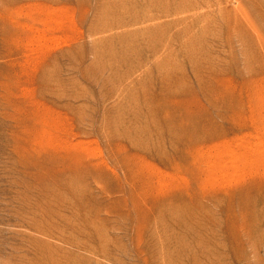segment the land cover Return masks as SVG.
Returning <instances> with one entry per match:
<instances>
[{
    "label": "rangeland",
    "instance_id": "1",
    "mask_svg": "<svg viewBox=\"0 0 264 264\" xmlns=\"http://www.w3.org/2000/svg\"><path fill=\"white\" fill-rule=\"evenodd\" d=\"M0 264H264V0H0Z\"/></svg>",
    "mask_w": 264,
    "mask_h": 264
}]
</instances>
